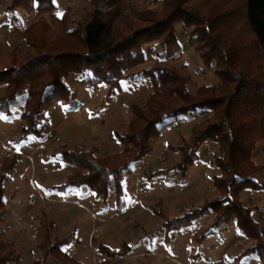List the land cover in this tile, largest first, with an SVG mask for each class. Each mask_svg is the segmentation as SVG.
Returning a JSON list of instances; mask_svg holds the SVG:
<instances>
[{"label":"trees","instance_id":"1","mask_svg":"<svg viewBox=\"0 0 264 264\" xmlns=\"http://www.w3.org/2000/svg\"><path fill=\"white\" fill-rule=\"evenodd\" d=\"M161 11L144 9L129 0H89L91 11L74 28L67 12L56 16L52 0H7L9 37H21L27 48H12L0 57V114L19 109L18 139L39 135L45 111L71 98L73 80L88 89L105 86L107 95L120 90V81L133 75L147 79L146 105L130 104L127 126L115 131L119 150L98 156L94 149H67L58 153L66 171L59 190L85 186L101 202L113 194L116 211L124 207L123 180L132 164L149 153L153 141L168 124L190 111L213 112L196 122L189 135L171 150L179 154L171 167L185 176L198 148L207 141L218 145L213 161L220 173L213 178L218 195L174 218L165 215L164 239L211 213L212 221L196 230L200 241L216 227L234 221L247 238L242 253L255 252L264 264V220H254L240 202L241 192L258 186L250 177L261 166L250 157L258 142L264 151V0H161ZM191 26L194 49L206 66L213 65L216 85H194L185 66L175 61L181 46L175 23ZM157 43L165 57L146 65L149 45ZM189 86H194L190 92ZM18 155L7 152L0 161V219L4 210V182ZM156 172L150 173L154 175ZM74 228L50 238L44 233L37 244L46 264L53 257L60 264H80L62 251L74 240ZM99 250V249H98ZM101 254L122 256V248L100 245ZM19 253L7 230L0 231V264L16 261Z\"/></svg>","mask_w":264,"mask_h":264},{"label":"crops","instance_id":"2","mask_svg":"<svg viewBox=\"0 0 264 264\" xmlns=\"http://www.w3.org/2000/svg\"><path fill=\"white\" fill-rule=\"evenodd\" d=\"M6 1L0 0V57L15 45L14 39L8 35L10 15L4 10ZM140 80L144 81V78L137 75L122 79L120 90L111 96L107 95L105 86L92 90L73 80L76 82L70 84V100L49 107L39 123L40 126L47 125L48 132L39 135L28 134L24 139H19L16 145L13 141L20 129L19 109L8 116L0 114V161L7 152L18 155L16 166L7 174L4 182L6 193L4 195L7 199L3 198L4 210L0 219L3 224L0 223V226L4 225V229L9 230L11 234L17 224L25 223L22 216L28 213V216L30 215L28 227L37 223L40 227L38 228L36 224L32 228L36 230L40 239L44 230L43 225H46L47 228L49 227L51 237L62 235L74 228L75 240L80 233V225L90 216L94 225L87 235L86 249L82 251L79 248L75 256L67 253L80 264H94L93 261L101 257L100 245L111 249L122 247L125 253L116 264H165L167 258L175 260L177 264H183L180 258L184 260V264H262L255 252L242 253L248 240L238 230L234 221L220 225L222 227L218 233L214 229L202 240L194 242L193 234L196 230L211 223L213 217L211 213L200 216L187 227L177 230L178 235H176L177 231L171 233L172 237L174 236L173 241H176L173 249L172 246L160 242L161 236L165 243H169L171 239L169 241L164 239L162 224L165 217L162 215L164 217L162 218L152 207L149 208L148 202L153 203L151 198L159 199L158 210L161 209V214L164 213L167 218H174L191 207L217 196L214 186L203 185L207 177H210L207 172L211 167L206 154L211 152L209 148L212 142H204L199 147L204 148L202 152L205 156L198 157L196 153L194 164L188 173L182 176H192L197 172V176L193 180L190 179L188 185L176 186V183L173 185L168 183L167 174L174 170L171 167L179 159V154L172 151L171 146H175L181 138L188 136L193 125L200 119L201 115L197 111L195 116L191 115L182 120V116L188 115L186 113L175 121L168 122L159 137L153 141L152 150L132 164L129 175L122 183L124 207L120 211H116L115 201L113 208L110 204L112 194L106 201L99 202L85 186L64 190L56 188L65 181L66 177L63 161L58 153L61 146L84 150L91 147L101 148L102 153H105L103 155L119 150L114 132L124 130H120L119 127L128 120L129 112L127 113L126 109L128 108L129 111L130 104H125V101H121L118 96L123 93L137 95L146 92L147 89L137 86ZM116 97L118 101L113 102L111 110L104 117H96V115L91 117L90 110L95 114L109 99ZM11 117H15L18 122L12 125ZM113 118L118 122L115 126L111 123ZM14 126L17 129L16 135H9V131ZM187 127L188 133L184 135L183 132H186ZM255 159L264 162L263 144L260 150H256L251 155L253 164L261 166V163ZM144 169L147 171L145 174H143ZM156 171L154 175L150 174ZM250 177L258 186L253 187L255 191L244 189L240 201L250 209L252 219L264 220V186H260L264 185V163L262 170L259 168ZM138 180L141 181V186L137 185ZM259 191L261 192L257 194ZM247 192L250 195L246 196ZM113 199L115 200L114 195ZM151 211L155 214V220L150 217ZM131 220H136L137 226H131L129 223ZM40 221L42 226L39 224ZM97 222H100V225L97 226ZM59 225L62 229L56 231ZM156 227L158 230L161 227L162 232L161 235L154 237L158 239L154 243L148 234L155 232ZM186 228L190 230H186L184 235L183 231ZM93 230L95 232L99 230V235L94 236ZM97 238L101 241L93 247L92 244ZM91 248L97 253L91 259L85 260V252ZM21 250H24L23 247ZM18 253L21 254L19 251ZM51 258L55 264H60L58 260Z\"/></svg>","mask_w":264,"mask_h":264},{"label":"rangeland","instance_id":"3","mask_svg":"<svg viewBox=\"0 0 264 264\" xmlns=\"http://www.w3.org/2000/svg\"><path fill=\"white\" fill-rule=\"evenodd\" d=\"M53 4L56 7V10L54 11V14L56 16H60L64 11H66L67 17H68V27L69 28H74L76 26V23L78 21H83L85 20L90 11H91V5L89 0H52ZM132 4H135L136 6H140L141 8L144 9H151V10H157L158 13L161 11V6H162V1L161 0H129ZM192 27L191 26H185L182 24L181 21H178L175 23V33H176V37L178 39V42L180 43L182 52H181V56L178 60L175 61V63L178 66H185L187 68V70L190 72V74L192 75V78L194 80V85H203V84H212V85H216L219 83L218 78L216 77L215 73H214V67L213 65L211 66H206L202 63V61L200 60L199 54L198 52L194 49L193 45L195 43V38L194 36L190 35V31H191ZM12 39H14L15 45L14 48H17L18 50L24 51L27 46L24 43V40L21 37H11ZM165 57V51L162 47H160L157 43H153L151 45H149L148 49H147V58L145 60V64L146 65H151L156 59H160V58H164ZM76 82V81H75ZM73 82V83H75ZM216 82V83H214ZM142 84V85H141ZM140 85V87L142 86L143 89H147L145 90L146 92H142L141 94H137V95H131V93L127 94V93H123L121 96H118V98L121 101H125V104H131L133 102H138L141 103L142 106L146 105V100H147V96L150 92V84L149 81L147 79H144V81L140 80L139 83L137 84V86ZM194 86H189V90L190 92L194 91ZM126 92H131L129 90H126ZM118 98H111L109 99L103 106V108H101L100 110L96 111L95 114L93 112V110H90V114L91 117H93L94 115H96V117H104V115L107 114V112H109L111 110V105L113 104V102H117ZM127 113L128 108L126 109ZM195 111H190L188 112L186 116H182L181 119H186L189 116L193 115L195 116ZM123 115V110L122 113ZM200 119L209 117L213 114V112H200L199 113ZM180 119V120H181ZM199 119V120H200ZM12 125L16 124L17 119L15 117H11L10 118ZM128 121V120H127ZM126 121V122H127ZM126 122H123V125L121 127H119L120 130H123L126 128ZM111 123L114 124V126L116 124H118L117 120L115 118H113L111 120ZM42 126V125H41ZM47 129L44 132H48L49 128L48 126L46 127ZM17 133V129L16 126H14L13 129H11L9 131V135H13L15 136ZM185 133V134H184ZM188 133V127L186 129V132H183L184 135H186ZM189 135V134H188ZM116 139V138H115ZM18 136L15 137L14 141L15 143H13L14 145L18 144ZM117 141V140H116ZM207 142H211V141H207ZM262 142H258V144L255 146V149L253 152H255L256 150H260V146H261ZM65 146V145H63ZM67 149H77V148H70L68 146H65ZM94 153L97 154L98 156H105L102 153V149L101 148H94ZM90 149V148H89ZM204 148H199L197 151V155L198 157H200L201 155L205 156V154L202 152ZM211 150V152H209V154H206V158L208 159V163L211 167V169H208L207 175L210 176L209 178L207 177V179L205 180V182H203L204 186H213V177L215 175H218L220 173V170L218 168V166H216L214 164L213 158L214 155L217 154L218 152V145L215 142H212L211 147L209 148ZM252 152V153H253ZM252 155V154H251ZM251 159V157H250ZM252 161V160H251ZM255 161H257L255 159ZM258 163H261V167L260 170H262L263 167V163L261 161H257ZM256 166V165H255ZM11 172V171H10ZM147 171L146 169L143 170V174H145ZM177 177H176V176ZM180 174H177V171L172 170L167 174L166 179L168 180V183H170L171 185H173L174 183H176V186H181L183 184H187L189 182L190 179H194L195 176H197V172H194L191 175H187L186 177H180ZM137 185L141 186L142 183L140 180H138ZM188 185V184H187ZM260 186H264V185H260ZM216 189V188H215ZM217 190V189H216ZM249 190H253L255 191L256 189H254L253 187H249ZM261 191H259L257 194H259ZM252 194V192H251ZM6 195V193H5ZM4 195V198H5ZM217 195H218V191H217ZM250 195L249 192L246 193V196ZM112 197H110V204L112 205V208L114 207V199H113V194L111 195ZM210 197V196H209ZM7 199V196L5 198V200ZM212 199V198H211ZM107 200V199H106ZM151 200L153 201V203H149L150 205L149 208H153L154 212L161 216L162 218H164L161 214V209L158 210V206H159V199L158 198H151ZM99 202H101L99 200ZM241 202V201H240ZM110 206V205H109ZM16 206H15V210H16ZM18 212V210H16ZM153 211L150 212V217L151 219L155 220V214ZM31 213V212H30ZM29 213V214H30ZM30 216V215H29ZM28 213L22 216V220L25 221L24 224H17L15 226V228H13V231L10 234L9 230H7V233L10 237V239L15 241V246H17L16 249H18V251L21 253L19 254V258H17L16 261L13 262H9L8 264H32L34 260H36L37 258H40V251L38 249H36V243H39L40 241V236H37L36 234V230L34 228H32V226L36 225H32L30 227H28ZM263 216V214H262ZM42 221H40V225ZM1 224H3V222L0 221ZM94 221L90 220V216L87 217V219L80 225V233L78 234V236L76 237V239L71 242L68 245H65L62 250L65 251L66 253L75 256L77 250L79 248L82 249V251H84L86 249V242H87V235L90 233L91 229H93V224ZM131 226H137V222L136 220H131L130 222ZM97 226L100 225V222H97L96 224ZM21 226V228H20ZM38 228L40 227L38 224L36 225ZM222 226H218L215 228V232H219ZM4 225L0 226V231L2 229H4ZM37 229V228H36ZM43 229H44V225H43ZM49 229V227H48ZM61 226L59 225L58 228L56 229V231H61ZM160 230H158V227H156L155 232L149 233L148 237L150 239H152V241L154 243H156V241L158 239H154V237L156 235H161L160 232H162L161 227H159ZM85 230V232H84ZM186 230H190V228H186L184 232ZM94 231V236H98L99 235V230H97L95 232ZM44 233V230H43ZM43 233L41 234V237L43 235ZM178 235V231L177 234ZM50 238H53L50 236ZM161 241L163 242L166 246H172L171 248L173 249L175 242L174 240V236L172 237V235L169 237L170 242L169 243H165L162 239V236L160 237ZM101 240L99 238H97L94 242H93V247H96L95 245H97L98 242H100ZM159 242V241H158ZM23 247V251L21 250ZM21 248V249H20ZM122 248V247H121ZM31 249V250H29ZM25 251V252H24ZM30 251V252H29ZM29 252V253H28ZM96 250H94L93 248L89 249L88 251L85 252V260L86 259H91L92 256H95L96 254ZM120 258H122L121 256H113V255H109V254H101V257L95 259L93 262L94 264H116L118 259L120 260ZM55 260V258H54ZM181 263H185L184 260L182 258H180ZM165 264H177L175 262V260H169L168 258L164 261ZM46 264H55L53 262V259L51 257H48Z\"/></svg>","mask_w":264,"mask_h":264},{"label":"built area","instance_id":"4","mask_svg":"<svg viewBox=\"0 0 264 264\" xmlns=\"http://www.w3.org/2000/svg\"><path fill=\"white\" fill-rule=\"evenodd\" d=\"M46 127L47 125L40 126L41 131L44 132L47 129ZM180 173H181L180 171H177V174H180Z\"/></svg>","mask_w":264,"mask_h":264}]
</instances>
